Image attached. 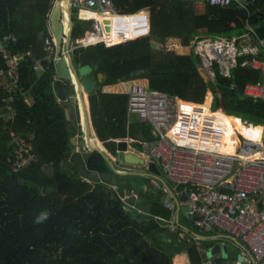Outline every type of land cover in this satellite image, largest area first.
I'll use <instances>...</instances> for the list:
<instances>
[{
	"label": "trees",
	"instance_id": "1",
	"mask_svg": "<svg viewBox=\"0 0 264 264\" xmlns=\"http://www.w3.org/2000/svg\"><path fill=\"white\" fill-rule=\"evenodd\" d=\"M111 1L121 13L149 7L151 19L150 34L137 38L146 33V12L130 16L102 13V20L107 18L112 25L107 33L111 38L106 40L112 46H97L108 60L109 69L100 70L105 76L98 82V89L89 94V106L97 137L109 151L117 153V139L129 138L130 146L140 151L144 141L155 140L149 124L130 117L128 93L103 91L104 86L121 81L147 79L146 87L151 90L196 103L204 102L211 90L215 109L223 97L228 114L264 125V100L244 93L247 83L262 78L260 69L244 62L264 59L260 42L264 40V0H245L230 6L204 2L203 11L197 8L198 0ZM65 2L63 9L67 12ZM55 4L56 0H0V34H14L15 40L4 41L13 54L23 57L18 80L11 85L15 79L7 75L0 53V72L4 71L0 74L5 75V80L0 81V264H174V257L182 252L188 255L190 264H201L200 253L195 243L188 240V233L182 236L180 232L184 230L170 226L169 220L176 221L177 216L164 206V196L176 198L163 184L154 186L156 178L120 175L99 151L86 146V168L110 173V181L84 178L79 163L70 160L75 151L71 137L82 132L81 126L76 125L80 112L73 115L74 119L69 113L68 95L59 100L54 78H39L33 67L34 58L45 52L46 39L52 37L50 14ZM81 15L95 17V13L84 10ZM73 18L72 37L76 39L84 35L90 22L75 14ZM141 19L145 20L144 27L135 25ZM124 24L130 27L127 39L131 40L126 42L120 34ZM199 29H205L204 36L213 38L250 35L258 50L237 56L229 76L214 60L215 78L206 81L199 71V54L149 46L152 38H177L182 45H189ZM90 34L85 38H90ZM51 67L55 72L54 61ZM61 85L75 90L67 80ZM27 96L33 98L31 105L25 101ZM230 118L235 130L246 134L236 125V119ZM42 122L61 146V159L51 160L46 150L35 148L37 159L14 170L18 145L12 132L29 137ZM261 131L258 126L257 133ZM99 140L94 138L92 142L104 150ZM104 152L113 161L115 155ZM14 190L18 191L13 198ZM126 192L131 194L127 201L122 197ZM42 215L46 218L40 219Z\"/></svg>",
	"mask_w": 264,
	"mask_h": 264
},
{
	"label": "built area",
	"instance_id": "2",
	"mask_svg": "<svg viewBox=\"0 0 264 264\" xmlns=\"http://www.w3.org/2000/svg\"><path fill=\"white\" fill-rule=\"evenodd\" d=\"M201 1L230 6L245 0ZM72 7L79 19L91 21L85 36L77 39L76 46L69 50L73 53L78 47L105 41L101 38L86 42L89 32L108 33L104 19L84 17L82 10L127 15L114 10L111 0H73ZM146 16L149 25L150 16L148 13ZM135 25L144 27L145 20H138ZM122 29L127 31V25L124 24ZM148 34L150 27L144 35ZM9 38L15 40L16 36L2 37L0 34V53L6 62L7 75L15 79L11 83L14 85L23 57L13 54L7 47L4 39ZM246 38L238 42L239 37L231 41L199 39L196 51L202 58L204 69L213 70L212 63L217 60L222 73L229 75V69L236 64V56L247 51L245 47H237ZM57 45L55 36L46 39L45 51L51 54L50 57L55 58L53 54ZM256 50L252 48L250 52ZM66 53L68 55V51ZM249 64L264 74V59H254ZM5 86L7 88L9 83ZM244 93L255 100H264V77L247 83ZM128 95L129 114L137 113L142 122L152 127L155 136L154 141L142 143L141 153L145 155V164L149 167L147 172L157 179L158 187L163 184L176 198L164 199V206L177 216L176 221L169 220L172 229L184 230L180 232L182 236L188 233V240L195 243L200 253L201 264H264V125H255L247 118L230 115L221 107L215 109L213 103L204 107L202 103L151 90L138 82L131 84ZM222 113L239 119L243 126L252 130V134L233 131ZM258 126L262 127L260 133L254 131ZM12 135L18 145L13 168L18 171L36 160L38 153L30 135L24 137L15 132ZM151 162L157 164L156 170ZM216 244L220 248L212 253ZM223 245H226V256Z\"/></svg>",
	"mask_w": 264,
	"mask_h": 264
},
{
	"label": "water",
	"instance_id": "3",
	"mask_svg": "<svg viewBox=\"0 0 264 264\" xmlns=\"http://www.w3.org/2000/svg\"><path fill=\"white\" fill-rule=\"evenodd\" d=\"M73 0H68V25L69 30L67 34L65 35L64 39V23L62 19V12L63 8L61 5V2L58 1V3L55 5L53 12L50 17L51 26L53 30V34L57 40L58 43V56H60L62 46L66 45V49L68 51V62H66V58L59 57L56 65L57 69V76H74L76 81V91L78 93L77 97L70 98V101L72 104L75 103L76 99L78 98L79 102H81L82 105V112L85 122V130H86V145L91 150H97L99 151L105 159L108 161L112 169L120 174V175H146L149 173L146 172H138V171H119L114 161H112L108 155L104 152V150L100 146H94L90 143L91 136H92V127L90 123L89 113H88V106L86 102L85 93H91L94 91L96 87V79L101 82L104 78V73L100 70H108L109 69V63L106 57L101 53L97 45H94L92 47L85 48L83 51L75 52L69 51L70 49V42L72 40V31L74 27V18H73ZM104 23L106 24L105 29L106 31L111 30L110 26V20L104 19ZM65 40V41H64ZM76 62L79 63L80 66L76 64ZM82 66V67H81ZM97 72V73H96ZM57 86H58V92L61 96V99L66 98V94L64 93L63 87L61 85L60 80H57ZM85 89V93H84ZM220 107L223 111H226L225 105H224V98L220 97ZM72 143H76V137L71 138ZM128 149V143L126 141H120L117 145V155L120 162H126V163H132V164H144L145 159L141 156H138L134 153L126 152ZM70 160L74 161L75 163H79V168L84 176V178L88 180L93 181H110L112 178V175L110 173L106 172H97V171H91L86 168L84 164L83 154L82 151L76 150L74 154L70 156ZM151 166L153 169H157V164L155 162H151ZM150 175V174H149ZM185 199V197H183ZM183 211H186V208H183ZM219 246H215L212 249V253H216L219 250ZM224 256L227 254L226 245H223L222 247ZM240 259H242V256H239Z\"/></svg>",
	"mask_w": 264,
	"mask_h": 264
},
{
	"label": "crops",
	"instance_id": "4",
	"mask_svg": "<svg viewBox=\"0 0 264 264\" xmlns=\"http://www.w3.org/2000/svg\"><path fill=\"white\" fill-rule=\"evenodd\" d=\"M58 1H62V0H56V4L58 3ZM66 6H67V12H65L64 11V9H63V14H62V19H63V23H64V39L66 38L65 37V35L67 34V32H68V30H69V25H68V0H66ZM55 4V5H56ZM114 5V4H113ZM114 10H117L118 12H119V10L114 6ZM52 12H53V10H52ZM52 12H51V14H52ZM108 12H110V11H107V12H105V13H108ZM117 12V13H118ZM142 12H146V13H148L149 14V16H150V19H151V12H150V8L149 7H144V8H142V9H140V10H138V11H136V12H133V13H136V14H134V15H137V14H140V13H142ZM119 13H121V12H119ZM133 13H121V14H127V15H124V16H130L129 14H133ZM51 14H50V17H51ZM116 14V13H115ZM66 15H67V18H66ZM116 15H118V14H116ZM73 16H74V13H73ZM148 27H149V25H147V28H146V30L144 31V32H146L147 33V31H148ZM50 28H51V32H52V35L54 36V34H53V30H52V26H51V21H50ZM143 29L142 28H140L139 29V31L141 32ZM127 31L129 32L130 31V27L129 26H127ZM127 32L124 30V29H122L121 30V34L126 38L127 37V34H126ZM146 33H143V34H141V35H138L137 37H139V36H142V35H144V34H146ZM86 34V33H85ZM84 34V35H85ZM206 34V31H205V29H199L198 30V36L196 35V37H201V36H203V37H205V38H208V39H212V40H215V39H223V40H228V41H231L235 36H233V37H231V38H227V37H224V36H219V37H215V38H213V37H207V36H204ZM83 35V36H84ZM82 36V37H83ZM245 36H247V38H246V40H244L243 42H242V44H237V47H238V49H240L241 47H245L246 49H247V51L246 52H244V53H249L250 51H251V49L253 48V49H258V46H257V43H256V41H254L253 40V37L252 36H250V35H243V36H241L239 39L240 40H243L244 38H245ZM82 37H80V38H76V39H74V38H72V40H71V42H70V49L69 50H71L74 46H76V40L77 39H81ZM95 37H96V34H93V33H91L90 34V38H85V41L86 42H88L89 40L90 41H95ZM202 37V38H203ZM237 37V36H236ZM66 40V39H65ZM64 40V41H65ZM238 40V39H237ZM157 41H158V43H162V41H159L158 39H155V38H152L151 39V42H150V45L149 46H152V47H154V44L155 43H157ZM260 42L262 43V45L264 46V40H260ZM181 44V43H180ZM191 44H192V42H191ZM192 46V45H191ZM63 48H62V50H61V53H60V56H58V45H57V47H56V51H55V53L53 54L54 56H55V58H53V57H50V55L51 54H49V53H47L46 51L43 53V54H41V55H39V56H37V57H35L34 58V69L36 70V72H37V75H38V77L39 78H41V79H49V78H54V82L56 83V86H57V80H60V82H66V80L67 81H69L70 82V84H72V82H71V80H73V81H75V77L72 75V76H57V69H56V65H57V61H58V59H59V57H64V58H66V62L65 63H67L68 62V55H67V53H66V51H67V47H66V45H63L62 46ZM78 48H80V47H78ZM155 48V47H154ZM158 48V47H157ZM181 48H184L185 49V51H184V53H182V54H190V53H192V52H194L195 54H198L197 53V51H196V49L193 47L192 49H190V44L189 45H186V46H184V45H182L181 44ZM257 51V50H256ZM77 52H75V54H76ZM243 54V53H242ZM239 55H241V54H238L237 56H239ZM122 57L123 56H125V55H121ZM121 56H116L115 58L117 59V58H119V57H121ZM237 56H236V63H237ZM47 57V58H46ZM46 58V59H45ZM257 59H259V58H257ZM254 60V59H253ZM51 61H54V66H55V72H54V70L52 69V67H51ZM252 61V60H251ZM251 61H245L244 62V64H248V65H250L249 64V62H251ZM76 64L78 65V66H80L79 65V63L78 62H76ZM236 65V64H235ZM235 65H233V66H235ZM232 66V67H233ZM251 66V65H250ZM231 67V68H232ZM252 67H254V66H252ZM201 68V70L202 71H204V67L202 66V58H201V62H200V64H199V69ZM231 68L229 69V75H230V73H231ZM254 68H256V67H254ZM213 69V68H212ZM206 70V69H205ZM200 71V70H199ZM221 71H222V69H221ZM97 73V72H96ZM200 73H201V71H200ZM206 73L207 74H209L210 76H209V79L207 80L204 76V78H205V80L206 81H209L210 79H214L215 78V71H214V69L213 70H211V71H208V70H206ZM202 74V73H201ZM203 75V74H202ZM229 75H227V76H229ZM5 75H1L0 74V81H2V80H5ZM264 77V74L262 73V78ZM261 78V79H262ZM141 80H143L144 81V84L143 85H145V86H147V79H134V80H128V81H121V82H118V83H116V84H112V85H108V86H104L103 87V91H106V92H119V93H121V92H124V93H128V92H126V91H124L121 87H120V85L121 84H123L124 82H130L131 84L132 83H134V82H140ZM141 84V83H140ZM73 85V84H72ZM74 86V85H73ZM246 86V85H245ZM245 88V87H244ZM66 89V90H65ZM63 88V90H64V93L65 94H67L68 95V97L69 96H75L76 95V88H75V86H74V92L71 90V89H67V88ZM58 90V86H57V89H56V91ZM58 92V91H57ZM85 92V91H84ZM75 93V94H74ZM210 93H213L211 90H208V92H207V94H206V98H205V100H204V102H202V104H204L205 102H206V99H207V97H208V95H210ZM85 97H87V101H88V113H89V118H90V123H91V127H92V136H91V140L92 139H98L99 140V138L97 137V134H96V132H95V130H94V127H93V125H92V120H91V115H90V106H89V95L88 94H86V96ZM210 103L208 104V105H211V103H213V98H214V94L213 95H211L210 96ZM58 99L59 100H61V96H60V94H59V92H58ZM25 101L28 103V104H32L33 103V98L31 97V96H27L26 97V99H25ZM70 105V104H69ZM207 105V106H208ZM71 107H69V113H70V115H72V117H73V115L75 114V113H77L78 111L80 112V118H78V119H76V125L77 126H81V130H82V132L81 131H78L77 132V134L74 136V137H76V143H72V145L75 147V151L76 150H80V151H82V154H83V152H84V150H85V145H86V130H85V122H84V117H83V112H82V105H81V107H79V105L77 104V105H74L73 106V104H71L70 105ZM12 113H13V111H12ZM12 113H9V115H8V117H11L12 116ZM129 113V112H128ZM131 116V115H130ZM74 118V117H73ZM75 119V118H74ZM228 119L230 120V122H231V124L233 123L232 122V119L228 116ZM38 129H33V130H35V131H31V133L29 134L32 138H33V145L35 146V148H37L38 150H46V152H47V154H48V156H49V154L50 155H53L54 157L53 158H55V159H61V157H62V149H61V146L54 140V138H53V136L51 135V133H50V131H49V129L47 128V126H46V124L44 123V122H42L41 124H39L38 125ZM232 127V129H235L234 127H233V125L231 126ZM256 133H257V131H256ZM77 135H80V138L82 137V139H80V140H78V136ZM73 137V136H72ZM71 137V138H72ZM128 140H129V138H126V139H117L116 141H118V142H120V141H126L127 143H128V149L126 150V152H130L131 153V151H130V149L131 148H129V147H131L130 146V142H128ZM100 141V140H99ZM101 142V144L103 145V147H104V150L106 151V152H109L110 154L111 153H113L112 151H109L105 146H104V143L102 142V141H100ZM87 147V146H86ZM137 150V149H136ZM57 151H59V153L58 154H56V152ZM75 151H74V153H75ZM73 153V154H74ZM133 153L134 154H136V155H138V156H141V157H144L145 155H142V153H141V151L140 152H136V151H134V148H133ZM56 154V155H55ZM114 154V153H113ZM115 155V161H114V163H115V166H116V168L118 167V164H117V161H119V158H118V155H117V153L116 154H114ZM50 157V156H49ZM51 158V157H50ZM145 158V157H144ZM145 162H146V160H145ZM124 163H126V162H124ZM136 165H141V164H136ZM120 168V167H119ZM147 171H149V169H147L145 172L146 173H148ZM146 175H148L149 176V174H146ZM146 175H141V176H146ZM231 248V247H230ZM230 251H231V249H230ZM233 253V252H232ZM234 254V253H233ZM188 256V255H187ZM188 264H190V261H189V258H188ZM174 264H178L177 262H176V260H175V262H174Z\"/></svg>",
	"mask_w": 264,
	"mask_h": 264
},
{
	"label": "rangeland",
	"instance_id": "5",
	"mask_svg": "<svg viewBox=\"0 0 264 264\" xmlns=\"http://www.w3.org/2000/svg\"><path fill=\"white\" fill-rule=\"evenodd\" d=\"M196 5H197V8H198V10L199 11H203L204 10V8H205V3H204V1H201V0H198V1H196ZM110 13H112V12H110ZM76 15V14H75ZM198 36V35H197ZM199 39H201V38H199V37H195L194 39H193V41H192V44H190V49H192L193 47L196 49V47H198L199 46V44H198V41H199ZM192 45V46H191ZM202 46V45H201ZM154 47L155 48H157L158 47V49H174V50H177V51H179L180 53H184V51H185V49L184 48H181V44H180V42H179V40L177 39V38H171V39H168V40H166V41H162V43H158V41H157V43H155L154 44ZM202 47H204V46H202ZM205 48V47H204ZM204 50V49H203ZM47 58V57H46ZM45 58V59H46ZM200 71H201V73L203 74V76L208 80L209 79V74H207L206 73V70L204 69V71H202L201 70V68L199 69ZM136 80V79H135ZM139 83H141V84H144V81L143 80H141ZM120 87L124 90V91H126V92H128L129 91V89H130V87H131V83L130 82H124L123 84H121L120 85ZM96 89H98V85L96 86V88H95V90ZM94 90V91H95ZM90 93H88V95H89ZM211 95H213V93H210V96ZM131 116L130 117H132L133 119H136V120H139L140 118H139V115L137 114V113H132V114H130ZM239 122V121H238ZM78 136V140H80V139H82V137L80 138V135H77ZM35 147V146H34ZM88 147V146H87ZM89 148V147H88ZM129 148H131L130 149V151L131 152H133V148L132 147H129ZM134 151H136V152H140V150H136V149H134ZM59 153V151H57L56 152V154H58ZM55 154V155H56ZM49 156L51 157V160H54L55 158H53L54 156L53 155H50L49 154ZM113 161H115V158H113ZM117 164H118V167H117V169L119 170V171H138V172H145L147 169H149V167L146 165V164H143V165H132V164H127V163H122V162H120V161H117ZM120 167V168H119ZM132 177H127L126 179H131ZM163 178H164V176H163ZM134 180H139V178H133ZM164 180H165V178H164ZM154 186H156L157 188H158V186H157V181H154ZM17 191L18 190H14L12 193H11V197H15L16 196V194H17ZM131 194L128 192H126V194H124L122 197H123V199L124 200H128L129 199V196H130ZM132 195H134V196H136V194L134 193V194H132ZM164 198H165V196H164ZM216 246H218L217 244H216ZM231 249V248H230ZM183 256V257H182ZM175 260H176V262L178 263V264H188L189 262H188V256H187V254L185 253V252H182V253H180V254H177L175 257H174V262H175Z\"/></svg>",
	"mask_w": 264,
	"mask_h": 264
},
{
	"label": "bare ground",
	"instance_id": "6",
	"mask_svg": "<svg viewBox=\"0 0 264 264\" xmlns=\"http://www.w3.org/2000/svg\"><path fill=\"white\" fill-rule=\"evenodd\" d=\"M61 5H62V8H63V0L61 1ZM105 12H107V11H104V12H102V13H105ZM91 13H95V17H93V18H97V19H101V20H102V13H98V12H91ZM121 30H122V29H121ZM126 32H127L128 34L126 33V34H127V37L125 38V37L121 34V31H120V34H121V36H122L123 39H127V38L129 37L130 31H129V32L126 31ZM101 38H103V40H105V42H106V40L110 39L111 36H110L109 34H107V33H105L104 35L96 34L95 40H98V39H101ZM74 79H75V78H74ZM210 99H211V98H210V95H208V97H207V99H206V102L203 104L204 107H207V105L210 103ZM208 106H209V105H208ZM222 116H223V118L225 119L226 123L231 127L232 124H231L230 120L228 119V116H227L226 114H223V113H222ZM229 117H232V116H229ZM233 118L236 119V125H237L238 127L243 128L244 132H246L247 135H251V134H252V130H251V129H249V128L243 126V124L241 123V121H240L239 119H237L236 117H233ZM238 121H239V122H238ZM233 131H240V130H239V129H237V130L233 129ZM254 131L256 132V131H257V128L254 129ZM240 132H241V131H240ZM90 143H91L92 145H94L93 142H92V140L90 141ZM94 146H96V145H94ZM131 153H133V152H131ZM122 163H124V162H122ZM127 164H132V163H127ZM132 165H136V164H132ZM141 165H143V164H141ZM182 257H183V256H182Z\"/></svg>",
	"mask_w": 264,
	"mask_h": 264
},
{
	"label": "flooded vegetation",
	"instance_id": "7",
	"mask_svg": "<svg viewBox=\"0 0 264 264\" xmlns=\"http://www.w3.org/2000/svg\"><path fill=\"white\" fill-rule=\"evenodd\" d=\"M89 22H90V24H91V21H89ZM88 28H90V25H89ZM88 28H87V29H88ZM87 29H86V31H87ZM86 31H85V33H86ZM85 33H84V34H85ZM84 36H85V35H84ZM82 48L85 49V48H87V47H82ZM81 67H82V66H81ZM71 82H72V84H73V85L75 86V88H76V82L73 81V80H71ZM98 82H99V80L96 79V86H97ZM95 88H96V87H95ZM94 90H95V89H94ZM84 91H85V89H84ZM84 93H85V92H84ZM74 94H75V93H74ZM86 94H87V93H85V96H86ZM77 96H78L77 91H76V95H75V96H69V97H68V99H69V103L72 104L71 101H70V98H72V97H77ZM86 102H87V106H88L87 97H86ZM77 104L79 105V107H81V102H79L78 98L76 99V101H75V103L73 104V106H74V105H77ZM116 142H118V141H116ZM118 143H119V142H118ZM85 146H87V145H85Z\"/></svg>",
	"mask_w": 264,
	"mask_h": 264
},
{
	"label": "clouds",
	"instance_id": "8",
	"mask_svg": "<svg viewBox=\"0 0 264 264\" xmlns=\"http://www.w3.org/2000/svg\"><path fill=\"white\" fill-rule=\"evenodd\" d=\"M74 13V12H73ZM75 14V13H74ZM111 24V23H110ZM149 27H150V24H149ZM109 32V31H108ZM149 35V34H148ZM144 36H146V35H144ZM139 37H142V36H139ZM139 37H137V38H139ZM129 40H131V39H129ZM126 41H128V40H126ZM126 41H123V42H126ZM123 42H121V43H123ZM100 43H104L105 45H106V43H105V41H103V42H100ZM100 43H97V44H94V45H98V44H100ZM94 45H90V46H88V47H92V46H94ZM107 46V45H106ZM108 46H112V45H108ZM87 47V48H88ZM80 48H82V47H80ZM80 48H77V49H80ZM77 49H75V51L74 52H76L77 51ZM76 82V81H75ZM144 158V157H143ZM145 164V163H144ZM44 218H46L45 216H41L40 217V219H44Z\"/></svg>",
	"mask_w": 264,
	"mask_h": 264
}]
</instances>
